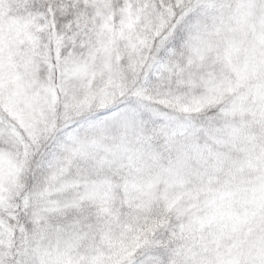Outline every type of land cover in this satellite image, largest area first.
<instances>
[{
  "label": "snow or ice",
  "instance_id": "obj_1",
  "mask_svg": "<svg viewBox=\"0 0 264 264\" xmlns=\"http://www.w3.org/2000/svg\"><path fill=\"white\" fill-rule=\"evenodd\" d=\"M0 264H264V0H0Z\"/></svg>",
  "mask_w": 264,
  "mask_h": 264
}]
</instances>
